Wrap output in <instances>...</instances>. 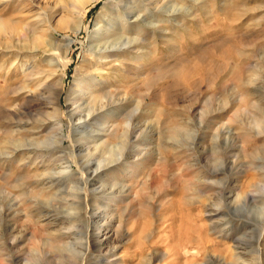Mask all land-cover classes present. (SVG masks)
Instances as JSON below:
<instances>
[{
    "label": "rangeland",
    "instance_id": "374dc122",
    "mask_svg": "<svg viewBox=\"0 0 264 264\" xmlns=\"http://www.w3.org/2000/svg\"><path fill=\"white\" fill-rule=\"evenodd\" d=\"M75 5L0 0V264H264V0Z\"/></svg>",
    "mask_w": 264,
    "mask_h": 264
},
{
    "label": "bare ground",
    "instance_id": "6f19581e",
    "mask_svg": "<svg viewBox=\"0 0 264 264\" xmlns=\"http://www.w3.org/2000/svg\"><path fill=\"white\" fill-rule=\"evenodd\" d=\"M74 2H75V8H76V11L74 12V14H72V15H74L73 17H75V19H73V20H69L68 19V15L66 14V15H62V17L59 19V21H57V23H59L60 21H65L66 23L68 22V21H72L71 22V26H72V28L74 29V31L75 32H77L79 29H80V27H81V24L83 23V20H84V17L86 16V14H87V12H88V10H89V7L95 2V1H97V0H73ZM78 3H79V5H78ZM73 13V12H72ZM49 18V17H48ZM115 18H118L117 16L115 17ZM115 18H113L112 20H113V22H116V19ZM69 23V22H68ZM102 31H105V29L101 26V27H98L97 29H96V31L94 32V35H92L91 36V38H92V40L93 41H95L96 42V44L95 45H93L92 46V48H91V50H90V52L92 53V54H94V55H97L99 58H104L105 56L104 55H101V53L100 52H102V51H100V49L99 50H96V51H94L93 49L95 48V47H98V45H99V43L101 42V41H99V39H98V35H99V33L100 32H102ZM90 35V34H89ZM120 39H122L121 41L122 42H124V43H130L134 38H129V37H124L123 36V34H121V35H119L115 40H112V41H107V40H105V41H103V44H106L105 46L106 47H109V46H111V45H118V46H120V44H121V42H119V40ZM102 44V45H103ZM99 48H101V47H99ZM64 75V74H63ZM91 91V90H90ZM49 94V93H48ZM53 96V95H52ZM55 98V97H54ZM53 105H54V103H53ZM105 105L106 104H104V105H102L101 107H105ZM56 108V106L54 107V109ZM56 110V109H55ZM94 112L95 111H92V109L90 110L89 109V112L87 113V115H92V114H94ZM69 119L70 120H72V114L70 113V115H69ZM61 122V121H60ZM63 123V122H62ZM103 124V123H102ZM49 141V140H48ZM43 142V141H42ZM44 151V150H43ZM123 153L124 152H119L118 153V157H116V158H110L108 161H106L109 157H103V160L104 161H106V162H103L102 164L101 163H99L94 169H93V172H98L99 170H101V169H103V168H106L107 166H109V165H111V164H113V163H115V161L118 159H122L123 158ZM117 162V161H116ZM216 172V171H215ZM84 174H83V176H84V178H83V183L81 184V189H83V190H85V188L87 187H90L89 186V181H90V179H89V172H87V171H85V172H83ZM214 173V172H213ZM96 176V175H95ZM94 176V177H95ZM100 176V175H99ZM208 179V178H207ZM49 180V179H48ZM98 193V192H97ZM100 193V192H99ZM73 195V194H72ZM105 195V194H104ZM75 212H77V211H75ZM97 233L95 234V236L97 237ZM94 241L96 242V246L98 247L99 246V248H98V250H100V252H101V250H103V249H101V245L99 244V241H98V239L96 238L95 239V237H94ZM88 242H90V239H89V241ZM72 245V244H71ZM73 246V245H72ZM61 247V246H60ZM59 248V247H58ZM237 248V247H236ZM59 249H63V250H71L70 249V246H64L63 245V247H61V248H59ZM95 249H96V247H95ZM73 250V249H72ZM68 252V251H67ZM73 252V251H72ZM71 251H70V253H72ZM75 252V251H74ZM212 258H214V257H212ZM150 260V259H149ZM244 261V260H243ZM234 264V263H233ZM242 264H245V262H242Z\"/></svg>",
    "mask_w": 264,
    "mask_h": 264
}]
</instances>
